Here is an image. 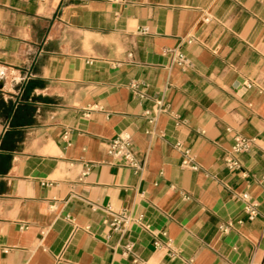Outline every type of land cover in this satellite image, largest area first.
Wrapping results in <instances>:
<instances>
[{"label": "crops", "instance_id": "crops-1", "mask_svg": "<svg viewBox=\"0 0 264 264\" xmlns=\"http://www.w3.org/2000/svg\"><path fill=\"white\" fill-rule=\"evenodd\" d=\"M125 132L141 172L107 152ZM186 262L264 264V0H0V264Z\"/></svg>", "mask_w": 264, "mask_h": 264}, {"label": "built area", "instance_id": "built-area-1", "mask_svg": "<svg viewBox=\"0 0 264 264\" xmlns=\"http://www.w3.org/2000/svg\"><path fill=\"white\" fill-rule=\"evenodd\" d=\"M207 19H209L207 17ZM142 33H146L148 31V28H143L140 30ZM192 39H189L191 42ZM170 53L172 54V62L180 65L182 68H187L192 65V61L190 58L179 48H172L169 49ZM131 91L141 99L145 98V93L142 90L143 83L132 80L128 84ZM154 101L156 104V112L157 114L161 112H165L168 110V106L164 102L162 95H155ZM143 114L147 117V119L154 123L157 120V116L153 115L152 112L149 109H145ZM234 144L232 146L231 152L225 157V163L226 166L231 170H239L241 168V164L239 160L234 157L235 153H241L244 151H247L252 143V139H249L247 137H244L240 134H237L234 138ZM177 148L181 149V143H176ZM108 154L113 158V160L117 162H121L129 167H131L136 172H141L144 170L146 162L145 160L138 159L132 149V136L129 132H125L123 134H120L119 136L112 139L109 143ZM183 157H182V166L184 167H190L193 169H197L199 166L195 162V158L191 151L189 149H183ZM85 173H83L84 175ZM243 202H244V210L248 215L249 219L255 218V216L258 213V203L257 201L252 198V196L247 192L244 191L237 195ZM105 210L110 214L111 221L110 226L114 231H117L119 233H123L131 221H133V217L127 213L124 210H114L111 206H107ZM233 223L230 221L227 224L220 225V228L223 231H227ZM155 245L157 247L162 246H169L172 247V240L169 238L167 242L162 243L160 241H156ZM124 254H129L130 252V245L126 244L124 246ZM172 256H176V253L173 252ZM143 264V263H141ZM184 264H191V262H186Z\"/></svg>", "mask_w": 264, "mask_h": 264}]
</instances>
